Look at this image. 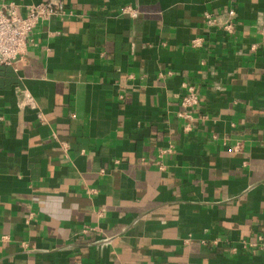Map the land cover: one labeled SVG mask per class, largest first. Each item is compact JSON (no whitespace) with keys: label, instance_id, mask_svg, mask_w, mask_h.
I'll return each mask as SVG.
<instances>
[{"label":"crops","instance_id":"0c3cea01","mask_svg":"<svg viewBox=\"0 0 264 264\" xmlns=\"http://www.w3.org/2000/svg\"><path fill=\"white\" fill-rule=\"evenodd\" d=\"M64 1L0 64V264H264V0Z\"/></svg>","mask_w":264,"mask_h":264},{"label":"built area","instance_id":"2783aa9c","mask_svg":"<svg viewBox=\"0 0 264 264\" xmlns=\"http://www.w3.org/2000/svg\"><path fill=\"white\" fill-rule=\"evenodd\" d=\"M124 12H128L132 17L137 16L138 11L130 6L125 7ZM73 12L67 7L64 0H42L38 3L31 4L27 11L22 14L19 5L14 1L0 0V64L16 65L23 60L31 45L36 44L32 36L35 27L45 21H49L53 17H63L70 15ZM236 12L235 9L230 8L227 12V18L222 19L221 15H216L213 12H205L204 17L207 24L211 27H220L227 35L232 36L236 32V25L234 22ZM264 24L262 23V30ZM203 44V37H195L191 40L193 47H200ZM251 52H256L257 45H252ZM167 74H173L168 71ZM181 92L178 95L181 110L178 112V117L185 121L184 131L190 132L192 130V123L196 119V108L200 105V94L196 84H193L185 79L180 82ZM18 106L35 107L32 95L23 91L18 100ZM206 117V116H204ZM214 138L216 135L213 136ZM241 142H236L235 148L240 149ZM172 149L161 150L160 154L171 152ZM116 163L120 162L115 160ZM161 168L163 166L160 165ZM32 218L30 213L29 219ZM95 228L85 227L83 233L89 232ZM112 236H103L94 242L93 245L108 246L111 244ZM242 250L251 251L256 247L263 248L264 242L262 235L256 236L254 240L243 241L241 243ZM232 252H237V248H232Z\"/></svg>","mask_w":264,"mask_h":264}]
</instances>
